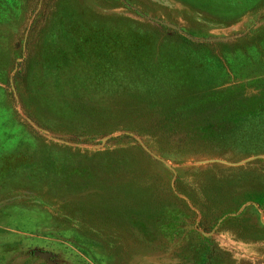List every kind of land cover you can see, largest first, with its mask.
<instances>
[{
	"label": "rangeland",
	"instance_id": "rangeland-1",
	"mask_svg": "<svg viewBox=\"0 0 264 264\" xmlns=\"http://www.w3.org/2000/svg\"><path fill=\"white\" fill-rule=\"evenodd\" d=\"M0 264H264V0H0Z\"/></svg>",
	"mask_w": 264,
	"mask_h": 264
},
{
	"label": "water",
	"instance_id": "water-1",
	"mask_svg": "<svg viewBox=\"0 0 264 264\" xmlns=\"http://www.w3.org/2000/svg\"><path fill=\"white\" fill-rule=\"evenodd\" d=\"M168 25H170V26L174 27L175 29L179 30L180 32L186 34V35H187L188 37H190V38H193V39H195V40H199V39H196V38H194L193 36L189 35L188 33L184 32L182 29H180V28H179L178 26H176V25H173V24H168ZM200 40H210V39H200Z\"/></svg>",
	"mask_w": 264,
	"mask_h": 264
}]
</instances>
